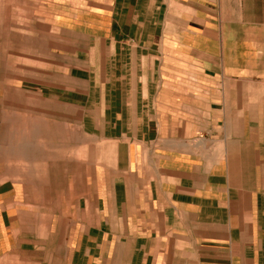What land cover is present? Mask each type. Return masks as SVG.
<instances>
[{
    "label": "crops",
    "instance_id": "crops-1",
    "mask_svg": "<svg viewBox=\"0 0 264 264\" xmlns=\"http://www.w3.org/2000/svg\"><path fill=\"white\" fill-rule=\"evenodd\" d=\"M111 2L100 74L0 63V264H264V0Z\"/></svg>",
    "mask_w": 264,
    "mask_h": 264
},
{
    "label": "rangeland",
    "instance_id": "rangeland-1",
    "mask_svg": "<svg viewBox=\"0 0 264 264\" xmlns=\"http://www.w3.org/2000/svg\"><path fill=\"white\" fill-rule=\"evenodd\" d=\"M111 3V0H0L2 26L10 30L12 42L11 55L0 63L2 72L4 66L10 67L5 71L10 72L13 86H17L13 87L12 100L35 101L36 94L23 92L20 86L26 85L28 90L34 91L37 84H52L53 61L59 62L62 69L68 62L69 54H72V63L77 69L93 65L94 73L100 74V66H104L107 61L104 37L107 35L106 27L110 20L106 8ZM52 48H59L57 59ZM60 84H64L62 77ZM84 84L75 83L76 89L82 91ZM93 115L95 116L94 113ZM79 116L77 113V118ZM16 122L18 124L19 120ZM96 128L99 125H93L92 134L85 136L81 126H76L77 167L85 163L82 156L85 139L91 145L92 163L98 159L96 156L103 148L102 144L112 149L108 141L101 143ZM62 161L66 163L67 158Z\"/></svg>",
    "mask_w": 264,
    "mask_h": 264
}]
</instances>
